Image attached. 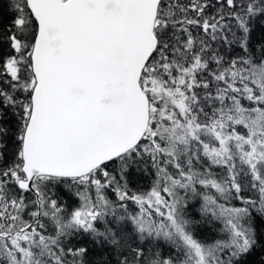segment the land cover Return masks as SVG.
Returning <instances> with one entry per match:
<instances>
[{
  "label": "snow or ice",
  "instance_id": "snow-or-ice-1",
  "mask_svg": "<svg viewBox=\"0 0 264 264\" xmlns=\"http://www.w3.org/2000/svg\"><path fill=\"white\" fill-rule=\"evenodd\" d=\"M5 3L0 264L264 248V0Z\"/></svg>",
  "mask_w": 264,
  "mask_h": 264
},
{
  "label": "trees",
  "instance_id": "trees-1",
  "mask_svg": "<svg viewBox=\"0 0 264 264\" xmlns=\"http://www.w3.org/2000/svg\"><path fill=\"white\" fill-rule=\"evenodd\" d=\"M0 11H2V14L5 17V23H7V20L9 19V17L7 15V4L6 3L3 5V7H2V9H0ZM257 35H259V32L257 33ZM9 147L10 148L12 147L11 141H9ZM137 181L139 183V186L142 189H147L149 184H150V179L147 177L142 178V179L137 178ZM100 254H101V250H99V249H96L91 253L93 258L99 257ZM261 261H264V248L256 249L247 258V264H261Z\"/></svg>",
  "mask_w": 264,
  "mask_h": 264
}]
</instances>
